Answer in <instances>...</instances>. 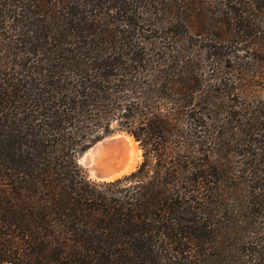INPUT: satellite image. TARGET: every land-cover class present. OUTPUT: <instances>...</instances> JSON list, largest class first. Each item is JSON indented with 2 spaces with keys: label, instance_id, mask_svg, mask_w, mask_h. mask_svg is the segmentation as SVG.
Wrapping results in <instances>:
<instances>
[{
  "label": "trees",
  "instance_id": "trees-1",
  "mask_svg": "<svg viewBox=\"0 0 264 264\" xmlns=\"http://www.w3.org/2000/svg\"><path fill=\"white\" fill-rule=\"evenodd\" d=\"M251 40L264 0H0V264H264ZM116 130L124 188L77 161Z\"/></svg>",
  "mask_w": 264,
  "mask_h": 264
},
{
  "label": "rangeland",
  "instance_id": "rangeland-1",
  "mask_svg": "<svg viewBox=\"0 0 264 264\" xmlns=\"http://www.w3.org/2000/svg\"><path fill=\"white\" fill-rule=\"evenodd\" d=\"M228 52H232L230 51L229 49L227 50ZM247 51V58L246 60H249V63L252 62V59L254 57L258 58V57H262L264 58V41H261V40H257V41H253L251 40L250 41V47ZM239 54H243V52L241 51ZM233 58V57H232ZM235 58H233L232 60H230V62L234 61ZM225 61L222 62V67L219 71V74H222V75H228V73H232V71H235L236 67L235 66H232L230 64H225L224 63ZM258 67H259V64L258 66L256 67L255 65L249 67L251 71H255V73H258L259 71L258 70ZM222 71V72H221ZM227 73V74H226ZM124 136H131L133 138V140L135 141V145H136V149H137V156H138V161H137V164L135 165V168L133 171H131L129 174H131L132 172L136 171L137 168L140 166V164L142 163L143 161V149L141 147V145L139 144L138 141L135 140V138L130 135L129 133H127L126 131H123V130H116L114 131L112 134L108 135V136H105L104 138H107L105 142H103L102 144H116L119 148L124 146L123 144V141H122V137ZM103 138V139H104ZM102 139V140H103ZM100 140V141H102ZM99 142V141H98ZM96 144V143H95ZM94 144V145H95ZM93 145V146H94ZM91 146L85 153H83L81 156L78 157V164L80 165V167L83 169L84 173L86 174L87 178L90 180V181H93V182H96V183H103V182H109V181H97V180H94L92 178L89 177V174H88V169L81 163H79V158L82 157L84 154H88V152L90 151V149L93 147ZM129 174H126L120 178H118L119 180H121V184L119 185V187L121 188H124V187H128L130 186V183L129 181L125 180V178L129 175ZM145 176H148L149 175V170H147L146 173H144ZM117 180V179H116ZM114 181V180H113ZM5 264H11V263H5Z\"/></svg>",
  "mask_w": 264,
  "mask_h": 264
},
{
  "label": "bare ground",
  "instance_id": "bare-ground-1",
  "mask_svg": "<svg viewBox=\"0 0 264 264\" xmlns=\"http://www.w3.org/2000/svg\"><path fill=\"white\" fill-rule=\"evenodd\" d=\"M123 148L118 147L116 144H99L92 152L89 151L88 154L91 156L95 153L94 162L100 166H110L112 163L121 162L126 160L127 164L124 168L117 174L114 175L110 180H116L126 174H129L134 170L135 165L137 164L138 156L136 151L137 147L135 141L131 136L122 137Z\"/></svg>",
  "mask_w": 264,
  "mask_h": 264
},
{
  "label": "water",
  "instance_id": "water-1",
  "mask_svg": "<svg viewBox=\"0 0 264 264\" xmlns=\"http://www.w3.org/2000/svg\"><path fill=\"white\" fill-rule=\"evenodd\" d=\"M107 138H104L102 141L97 142L90 151L92 152L95 148L100 146L106 141ZM95 153L93 155L84 154L79 158V163L83 164L88 169L89 177L97 180V181H108L114 175H117L127 164L126 160L121 162H116L115 164H111L110 166H100L94 162Z\"/></svg>",
  "mask_w": 264,
  "mask_h": 264
}]
</instances>
